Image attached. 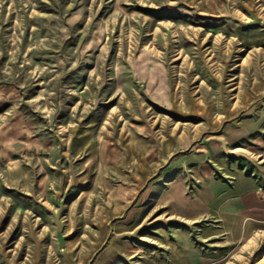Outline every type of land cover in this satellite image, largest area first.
<instances>
[{
    "label": "rangeland",
    "instance_id": "1",
    "mask_svg": "<svg viewBox=\"0 0 264 264\" xmlns=\"http://www.w3.org/2000/svg\"><path fill=\"white\" fill-rule=\"evenodd\" d=\"M263 217L264 0H0V264H264Z\"/></svg>",
    "mask_w": 264,
    "mask_h": 264
},
{
    "label": "crops",
    "instance_id": "2",
    "mask_svg": "<svg viewBox=\"0 0 264 264\" xmlns=\"http://www.w3.org/2000/svg\"><path fill=\"white\" fill-rule=\"evenodd\" d=\"M237 193L241 194L240 200L243 199L246 202V204H248V207L247 208H249L250 204L253 205V207H254L255 204L260 199L259 196L257 195L256 191H255L254 186L251 183H247L246 184V183L241 182L239 184V188L237 189ZM182 196L177 193V194H174L173 195V198H176L179 201H181L180 199H181ZM236 197L238 198L237 195H236ZM182 200L184 201V198H182ZM194 205H195V207H194ZM192 207L193 208H197V207H200V205L196 203V204H192ZM193 208H192V210H193ZM194 211H196V212H193V213H198V211L196 209H194ZM253 211L254 210H252V212ZM248 216H250L251 219H252V221H254L255 215H253V213H251V215H248ZM262 219L264 220V217Z\"/></svg>",
    "mask_w": 264,
    "mask_h": 264
}]
</instances>
